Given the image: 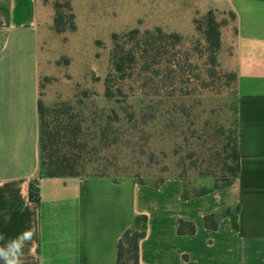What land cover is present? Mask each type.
<instances>
[{
	"label": "crops",
	"instance_id": "crops-1",
	"mask_svg": "<svg viewBox=\"0 0 264 264\" xmlns=\"http://www.w3.org/2000/svg\"><path fill=\"white\" fill-rule=\"evenodd\" d=\"M52 1L0 0V248L23 241L24 264H117L120 237L146 215L141 264H264V0H198L202 12L234 14L221 38L237 74L241 166L231 185L189 198L178 176L155 186L44 174L39 36ZM237 206L238 229L229 217L207 226L206 216ZM181 221L195 231L179 233Z\"/></svg>",
	"mask_w": 264,
	"mask_h": 264
},
{
	"label": "rangeland",
	"instance_id": "rangeland-1",
	"mask_svg": "<svg viewBox=\"0 0 264 264\" xmlns=\"http://www.w3.org/2000/svg\"><path fill=\"white\" fill-rule=\"evenodd\" d=\"M72 8L75 30L70 28L73 20L65 1L59 9L63 20H55L53 8L41 25L40 99L48 109L71 104L70 112L83 123L85 173L103 171L150 183L180 176L192 192L221 184L222 165L215 152L221 153L222 163L225 144L236 129L238 94L229 77L233 70L225 62L231 48L222 44L213 64L204 35L196 30L194 20L206 14L198 0H103L102 5L72 0ZM215 12L224 22L221 33L233 31L230 13ZM155 26L183 36L172 51V65L164 62L162 53L152 52V69L143 71L138 64L125 81L116 82L114 88L122 87V96L107 99L104 82L113 71L112 34ZM47 118L53 121V114ZM101 126L119 142L98 144ZM207 172L218 177L205 176Z\"/></svg>",
	"mask_w": 264,
	"mask_h": 264
},
{
	"label": "trees",
	"instance_id": "trees-1",
	"mask_svg": "<svg viewBox=\"0 0 264 264\" xmlns=\"http://www.w3.org/2000/svg\"><path fill=\"white\" fill-rule=\"evenodd\" d=\"M65 1V7L69 9V18L73 20L70 28L76 29L75 15L72 8V0H55L53 8H55V20L59 23L65 17L59 9ZM234 19V14L229 12ZM196 30L202 32L206 40V49L210 53V60L213 64H217V55L222 47L221 27L224 22L217 19L216 12L210 9L206 12L202 19H195ZM112 49L110 51V62L113 71L105 78L104 96L111 99H118L122 96V87H115L116 82L125 81L128 78L129 71L135 69L138 64H142L143 71L152 69L149 63L150 54L154 51L160 55H164L167 60L164 62L172 65V51H174L183 41V36L178 32H167L161 26H155L152 29L141 30L133 28L125 33L112 34ZM229 77L236 82V72H231ZM71 104L62 102L55 105L52 109L46 108L42 101H39L40 114V150L41 164L43 172L49 177H69V176H111L103 171L96 174L85 173L87 144L83 140L84 128L81 120L70 112ZM115 111V110H114ZM236 111V129L232 136L228 138L225 144V157L221 163V153L216 150L215 158L221 164L220 170L223 173L221 184L215 185L213 188H204L197 191H190L184 182L183 197L201 196L214 189L223 188L231 185L240 174V147H239V129H238V105L235 106ZM53 114V121L48 120L47 115ZM116 113V112H115ZM114 117L119 120L118 114ZM111 118V117H109ZM98 144L115 145L119 142L117 137L109 135V128L101 126L98 131ZM99 161L102 158H98ZM217 168V166H216ZM216 172H207L205 176H215ZM129 176V175H124ZM172 177V176H169ZM180 177V176H178ZM218 177V176H215ZM117 178V177H114ZM168 178V177H166ZM166 178H162L156 183H150L155 186L160 185ZM181 178V177H180ZM184 181V180H183ZM239 206L234 209L226 208L220 212L210 214L205 217L208 227L215 228L217 222L222 217H229L235 229L239 228ZM148 228V218L146 215H138L135 217L133 224L122 234L118 242L117 248V264H141L140 262V241L146 235ZM179 233H193L195 226L190 222L181 221L178 227Z\"/></svg>",
	"mask_w": 264,
	"mask_h": 264
},
{
	"label": "clouds",
	"instance_id": "clouds-1",
	"mask_svg": "<svg viewBox=\"0 0 264 264\" xmlns=\"http://www.w3.org/2000/svg\"><path fill=\"white\" fill-rule=\"evenodd\" d=\"M23 241H13L7 248H0V259L4 264H24L22 259Z\"/></svg>",
	"mask_w": 264,
	"mask_h": 264
}]
</instances>
